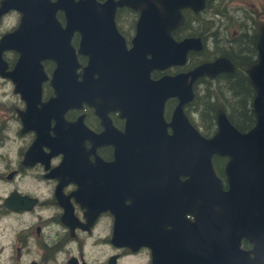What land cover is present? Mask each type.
Instances as JSON below:
<instances>
[{"label": "water", "instance_id": "obj_1", "mask_svg": "<svg viewBox=\"0 0 264 264\" xmlns=\"http://www.w3.org/2000/svg\"><path fill=\"white\" fill-rule=\"evenodd\" d=\"M1 2L0 13L6 9L21 13L18 26L0 39V55L7 48L18 53L14 69L3 75L37 78L29 89L37 103L44 78L41 62L55 63L49 81L55 95L36 110L62 120L61 114L69 108H79L82 103L94 107L104 128L96 136L98 144L112 143L115 151L114 160L103 166H120L119 172L127 175L153 173L149 185L155 196L159 197L157 188L162 185L159 195L171 199V207L167 205L165 210L196 207L191 212L195 220L186 225L185 232L176 234L173 227L180 264H195L202 258L206 264H236L247 256L238 245L242 237L252 243L250 253L264 264V21L257 26L255 61L245 71L254 91L250 100L253 124L241 131L219 107L216 127L211 136H205L190 123L184 108L193 101L198 79L234 71L230 59L222 55L173 74L163 71L184 67L190 53L202 50L200 36L177 39L173 31L183 25L182 9L197 14L205 9L206 0ZM123 7L137 12L129 47L115 25L116 12ZM74 33L79 34L77 48L71 41ZM78 54L87 58L79 73ZM154 71L162 73L152 77ZM174 99L167 120L166 104ZM116 111L124 119L122 131L107 116ZM74 123L65 125H80ZM73 129L80 134L78 128ZM213 155L225 158L224 182L213 168ZM75 160L80 164L78 157ZM130 164L147 168H124ZM203 223L205 241L191 230Z\"/></svg>", "mask_w": 264, "mask_h": 264}, {"label": "flooded vegetation", "instance_id": "obj_2", "mask_svg": "<svg viewBox=\"0 0 264 264\" xmlns=\"http://www.w3.org/2000/svg\"><path fill=\"white\" fill-rule=\"evenodd\" d=\"M132 12L136 19L137 12ZM20 15L14 9L0 13V39L18 26ZM135 23L115 24L127 47L135 35ZM78 40L79 34L74 33L71 41L76 48ZM17 58V51L10 48L0 55V264L179 263L173 227L176 234L185 232L186 225L195 220L191 212L196 207L165 210L167 205L171 207V199L169 195H159L164 189L162 185L157 188L159 197L155 196L149 185L153 184V173L127 175L119 172L120 166H103L114 160L115 151L112 143L98 144L96 136L104 128L95 108L85 103L79 108H69L61 114L64 121L36 110L55 95L49 82L55 63L41 62L44 78L39 86V102L35 103V95L29 89L37 78L3 75L14 69ZM76 58L79 73L87 58L79 54ZM154 72L156 76L152 77L162 73ZM227 74L200 78L193 89L200 80L223 79ZM169 102L172 105L168 109ZM175 102V99L167 102V120ZM184 113L197 128L188 104ZM107 116L113 127L124 129V119L118 111L108 112ZM69 122L80 125L68 127L65 123ZM73 128H78L80 134ZM215 156L211 158L214 170ZM77 157L81 165L77 164ZM219 158L221 175L217 170L216 173L224 182L225 158ZM137 167L147 168L135 164L124 168ZM185 178L180 176L181 180ZM157 179L156 182H161ZM200 209L204 210V206ZM180 213L181 217H172ZM191 230L195 237H203L205 241L204 223L201 228ZM238 245L247 252V259L239 258L236 264H260L250 253L253 245L247 238L242 237ZM204 259H197L195 264H206Z\"/></svg>", "mask_w": 264, "mask_h": 264}, {"label": "rangeland", "instance_id": "obj_3", "mask_svg": "<svg viewBox=\"0 0 264 264\" xmlns=\"http://www.w3.org/2000/svg\"><path fill=\"white\" fill-rule=\"evenodd\" d=\"M118 13L115 19L117 24L123 25L124 23L135 22V14L131 9L126 7L121 8ZM262 21H264V0H211L206 10L199 13L197 19L189 22L187 30L199 27L205 33L204 54L206 53L205 55H209L211 58V54L216 52L229 51L234 53L240 51L239 47L241 48L242 45H239L247 41V34H253L258 23ZM185 32V29H183V32H180V34ZM197 55L193 56V58L201 57V55ZM173 71H177L176 68L173 67L169 73H173ZM208 83L206 81L201 82V80L198 83V90L204 91V94L201 93V96L208 95L207 99L211 101L216 98H219L221 101L229 98L230 94L226 89V81L223 80L221 82V79H218L215 83H210L209 87H204ZM198 109L199 106L197 105H193L189 109V112H193L192 117L196 124H198V121L203 122L199 119Z\"/></svg>", "mask_w": 264, "mask_h": 264}, {"label": "trees", "instance_id": "obj_4", "mask_svg": "<svg viewBox=\"0 0 264 264\" xmlns=\"http://www.w3.org/2000/svg\"><path fill=\"white\" fill-rule=\"evenodd\" d=\"M211 0H206L205 3V10L209 7ZM121 9H118L117 13ZM184 18L185 21L183 25L173 31V35L175 38L180 39L183 36L186 35H200L202 41H204V35L200 28H189V31L187 30L188 24L191 20L197 19L199 14H192L189 10H185L184 12ZM119 15V13H118ZM117 15V16H118ZM59 19H62L61 14H59ZM183 29H185V33L180 34V32H183ZM253 34L248 35L247 34V41L245 43H241L239 46L240 51L231 53L229 51H222V52H216L211 54V58H214L215 56H226L229 57L234 65V72L227 74L223 79H221V82L224 80L227 83V92L230 94L229 98L225 99L224 101H221L219 98H216L214 100H208L207 96H201V93L204 91H199V85L197 84L195 89V96L192 99L193 101L188 104V109H190L193 105L199 106V109L197 112H199V119L203 122L201 123L198 121L197 129L200 130L202 135L210 136L211 132L213 131V127H215L214 118L216 114V109L218 107H223L225 109L226 116L228 117L231 124L238 128L241 131H246L249 129V127L254 122V115H252L251 108H250V100L253 95V91L251 86L249 85V82L246 78L245 69L246 67L255 61L254 56V39L257 35L256 29L253 31ZM241 36V35H240ZM246 48V49H245ZM205 41L203 49L200 52L196 53H190L187 62L185 63L184 67L181 69L184 70V68H189L195 66L196 63H199L200 61L208 60L209 55H205ZM200 56L199 58H193V56ZM216 54V55H215ZM192 58V60H191ZM198 61V62H197ZM156 76V73L153 72ZM221 75V74H220ZM202 82V80H201ZM216 80L209 81L208 84H205L204 87H209L210 83H215ZM208 90V88H207ZM206 91V90H205ZM200 92V95H199ZM204 94V93H203ZM204 98V99H202ZM172 102L168 103V109L171 107ZM191 116L193 112H190ZM212 126V128H211ZM212 130V131H211ZM215 169L217 170L218 174L221 175V167L222 163L220 161L221 158L215 156ZM223 176V175H222Z\"/></svg>", "mask_w": 264, "mask_h": 264}, {"label": "bare ground", "instance_id": "obj_5", "mask_svg": "<svg viewBox=\"0 0 264 264\" xmlns=\"http://www.w3.org/2000/svg\"><path fill=\"white\" fill-rule=\"evenodd\" d=\"M223 5H224V4H223ZM196 36H197V35H196ZM198 36H200V35H198ZM174 37H175V36H174ZM192 37H195V36H192ZM200 38H201V37H200ZM201 41H202V39H201ZM202 43H203V46H204V41H202ZM223 56H224V55H223ZM202 62H203V61H202ZM189 68H190V67H189ZM233 72H234V71H233ZM233 72H232V73H233ZM220 74H223V73H220ZM220 74H218V75H220ZM216 76H217V75H216ZM216 76H215V77H216ZM206 77H207V76H206ZM201 78H202V77H201ZM207 78H208V77H207ZM50 111H51V110H50Z\"/></svg>", "mask_w": 264, "mask_h": 264}]
</instances>
